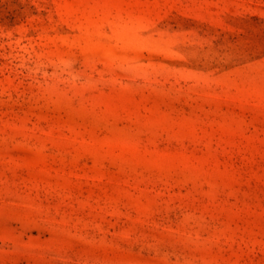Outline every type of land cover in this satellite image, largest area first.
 I'll use <instances>...</instances> for the list:
<instances>
[{
	"label": "rangeland",
	"instance_id": "rangeland-1",
	"mask_svg": "<svg viewBox=\"0 0 264 264\" xmlns=\"http://www.w3.org/2000/svg\"><path fill=\"white\" fill-rule=\"evenodd\" d=\"M0 264H264V0H0Z\"/></svg>",
	"mask_w": 264,
	"mask_h": 264
}]
</instances>
